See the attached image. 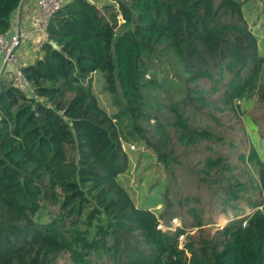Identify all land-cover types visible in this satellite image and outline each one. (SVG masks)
Masks as SVG:
<instances>
[{"label":"trees","instance_id":"1","mask_svg":"<svg viewBox=\"0 0 264 264\" xmlns=\"http://www.w3.org/2000/svg\"><path fill=\"white\" fill-rule=\"evenodd\" d=\"M18 2L0 0V33ZM241 3L63 1L20 65L37 97L0 75V264H264V49ZM121 141L148 146L167 173L153 199L165 219L175 189L198 216L187 223L232 218L177 246L151 201L134 203Z\"/></svg>","mask_w":264,"mask_h":264},{"label":"rangeland","instance_id":"2","mask_svg":"<svg viewBox=\"0 0 264 264\" xmlns=\"http://www.w3.org/2000/svg\"><path fill=\"white\" fill-rule=\"evenodd\" d=\"M264 1L263 0H242L241 3V11L243 13L244 20L247 22L249 27L252 30L260 33L259 36V47L260 49H264ZM159 62V60H156ZM167 62V61H164ZM168 63V62H167ZM155 64L158 67H163L162 70H167L166 68H171L170 71H173L171 66L161 65L157 62ZM158 71V70H155ZM145 78L150 77V73L144 75ZM92 85L95 89V93L99 99L100 104L106 107L107 111H110L109 108V97L107 93H102L100 87L103 85V79L99 72L94 74V79L92 81ZM236 112L239 117H245L247 113L252 112L251 106H253L252 98L242 97L238 99V97H234L233 99ZM259 108H255L254 111H258ZM111 112V111H110ZM127 121L124 120L122 123H126ZM123 124V125H124ZM255 139L253 140V142ZM123 149L126 150L129 159L132 161L130 165V171L123 174L122 176L126 178L125 182L127 186H129V191L134 203L138 204L144 199H149L150 203L154 205L159 211L157 214V220L159 225L169 232L178 231L176 235L177 239V246H181L184 240L187 238L188 235L194 234L196 229L200 226H204L205 228L209 229L210 231L220 228V226L225 223L227 220L231 219L225 214H221L219 211L217 213L209 214L206 211L207 215H203L202 218L205 219L200 225H191V223H187L185 217L191 218L193 221L197 220V215L191 214V209H189V204L186 203L180 198L183 196L177 195L178 190H174L173 196H178V199L181 200V203L184 204L186 207L184 211L186 214H180L178 211L177 203L174 202L173 196L169 195V199L171 204H175L176 206L173 207V213H168V218L165 219L161 215V211L163 209V202L160 200L154 203L153 199L159 198V195L167 190L166 182L168 180L167 173L163 170V166L161 163L157 162L152 150L144 145L142 142H138L137 144L129 145L124 141H121ZM264 168V166H263ZM175 177L179 179V172H175ZM170 182V181H169ZM171 184V182H170ZM175 188V187H174ZM171 190L168 192L170 194ZM261 192V191H260ZM182 193V192H180ZM264 196V195H263ZM180 197V198H179ZM260 207V206H258ZM188 255V252H186Z\"/></svg>","mask_w":264,"mask_h":264},{"label":"built area","instance_id":"3","mask_svg":"<svg viewBox=\"0 0 264 264\" xmlns=\"http://www.w3.org/2000/svg\"><path fill=\"white\" fill-rule=\"evenodd\" d=\"M64 0H36V10L39 15L37 28L46 37L45 27L49 17L56 11ZM30 35V28L18 20L10 28L0 33V75L8 72L13 84L23 93L37 97L33 91L30 81L24 76L20 69L22 64L18 54V46L26 41ZM157 228H162L159 222Z\"/></svg>","mask_w":264,"mask_h":264},{"label":"crops","instance_id":"4","mask_svg":"<svg viewBox=\"0 0 264 264\" xmlns=\"http://www.w3.org/2000/svg\"><path fill=\"white\" fill-rule=\"evenodd\" d=\"M16 20L30 28L28 39L20 43L17 49L22 64L33 62L40 55L39 46L42 40L45 39L43 33L37 28L39 15L36 10V0H19L12 12L10 26Z\"/></svg>","mask_w":264,"mask_h":264},{"label":"water","instance_id":"5","mask_svg":"<svg viewBox=\"0 0 264 264\" xmlns=\"http://www.w3.org/2000/svg\"><path fill=\"white\" fill-rule=\"evenodd\" d=\"M89 1H93V0H89ZM95 3H96L97 5H99V2H95ZM48 42L51 44L52 48H56V49H58V46H57L53 41L49 40Z\"/></svg>","mask_w":264,"mask_h":264}]
</instances>
